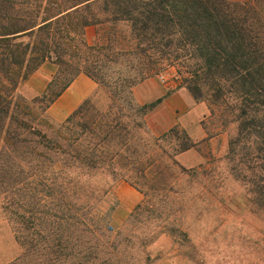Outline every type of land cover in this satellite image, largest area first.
I'll return each mask as SVG.
<instances>
[{
    "label": "trees",
    "instance_id": "obj_1",
    "mask_svg": "<svg viewBox=\"0 0 264 264\" xmlns=\"http://www.w3.org/2000/svg\"><path fill=\"white\" fill-rule=\"evenodd\" d=\"M105 24L110 32L93 44L84 38L82 29ZM46 61L58 71L44 92L31 101L17 96L20 80ZM121 66L128 74L110 83L108 71ZM170 67L197 99L208 100L212 117L233 113L239 128L230 151L243 172L260 173L252 189L264 204V0H0V203L24 263L34 255L42 257L38 264L97 258L96 247L74 234L113 232L110 211L96 206L102 197L77 208L60 198L80 174L104 171L117 180L129 128L147 107L132 104L131 87ZM81 73L102 86L107 104L88 97L44 132L48 108ZM174 131L182 133V151L196 146ZM176 164L168 157L169 167Z\"/></svg>",
    "mask_w": 264,
    "mask_h": 264
},
{
    "label": "rangeland",
    "instance_id": "obj_2",
    "mask_svg": "<svg viewBox=\"0 0 264 264\" xmlns=\"http://www.w3.org/2000/svg\"><path fill=\"white\" fill-rule=\"evenodd\" d=\"M110 30V24L82 29L91 44ZM32 74L20 80L16 91L28 101L42 94L27 85ZM108 74L113 83L128 71L121 66ZM44 78L40 75L36 83ZM96 83V91L71 111L63 107L64 101L52 103L39 128L52 133L88 97L99 98L98 105L104 107L106 93ZM131 91L132 104L147 107L138 124L129 128V140L118 156L117 180L104 171L80 174L73 191L60 198L77 208L102 197L98 210L110 211L113 232L103 238L74 234L84 246L89 242L96 247L91 264H264V204L252 189L260 173L243 172L239 157L230 151L239 128L233 113L212 117L208 100L197 99L175 67L138 82ZM124 112L136 111L124 106ZM174 129L184 131L196 146L182 151V133ZM168 157L177 164L169 167ZM23 254L0 203V264H23ZM39 260L42 257L34 255L24 264ZM51 264L67 263L57 259Z\"/></svg>",
    "mask_w": 264,
    "mask_h": 264
},
{
    "label": "crops",
    "instance_id": "obj_3",
    "mask_svg": "<svg viewBox=\"0 0 264 264\" xmlns=\"http://www.w3.org/2000/svg\"><path fill=\"white\" fill-rule=\"evenodd\" d=\"M56 70L55 64L46 61L29 77L26 83L34 94H41L44 92L50 77L55 74ZM40 75H44L45 78L41 82L36 83V79ZM97 88L98 85L95 81L85 74H80L57 99L56 103L64 101L63 107L71 111L80 104L82 99L94 93ZM137 201H139V198Z\"/></svg>",
    "mask_w": 264,
    "mask_h": 264
}]
</instances>
